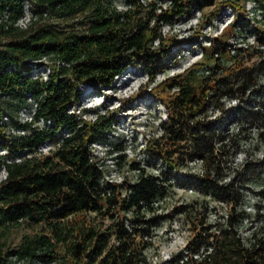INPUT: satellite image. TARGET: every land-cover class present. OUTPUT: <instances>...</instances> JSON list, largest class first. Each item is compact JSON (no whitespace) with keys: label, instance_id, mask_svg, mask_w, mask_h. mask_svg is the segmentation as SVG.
Wrapping results in <instances>:
<instances>
[{"label":"trees","instance_id":"1","mask_svg":"<svg viewBox=\"0 0 264 264\" xmlns=\"http://www.w3.org/2000/svg\"><path fill=\"white\" fill-rule=\"evenodd\" d=\"M216 1L126 0V8H119L114 0H0V148L6 150L0 167L7 172L0 183L1 263L144 264L156 228L186 214L194 233L171 256V264H264V212L244 206L246 190L264 197V188L256 190L249 182L253 166L263 169L264 160L248 159L242 170L231 162L245 145L256 148L264 138V84L257 85L264 59L254 66L237 63L241 72L230 79L228 61L238 60L239 52L228 54L225 31L205 46L206 61L161 81L153 91L167 106V118L161 121L160 136L147 139L146 165L128 158L127 140L116 141L117 119L99 108L92 109L94 119L72 109L81 100L82 83L110 86L130 65L153 80L183 51L177 35H165L162 25L188 19ZM258 2L264 11V0ZM27 7L30 22L19 26ZM86 10L81 28L54 22L35 26L40 19ZM214 52L219 55L213 60ZM45 63L50 67L43 77L35 69ZM224 95H238L240 101L227 108ZM215 107L222 112L211 117ZM24 110L31 113L30 120H21ZM224 113L226 121L220 123ZM253 125L259 128L254 133ZM60 136L58 148L38 152ZM93 142L110 145L107 153L114 163H128L131 170L138 169L136 176L105 180L110 169L101 157L93 159ZM196 158L202 160V173L179 172ZM152 167L159 172H151ZM177 185L194 187L203 198L159 212L155 202ZM211 199L230 205L228 215L221 213L215 223L208 221V210L218 207ZM89 213L110 220L94 224ZM25 220L44 228L7 248L4 228ZM245 222H250L247 235L240 232Z\"/></svg>","mask_w":264,"mask_h":264},{"label":"rangeland","instance_id":"2","mask_svg":"<svg viewBox=\"0 0 264 264\" xmlns=\"http://www.w3.org/2000/svg\"><path fill=\"white\" fill-rule=\"evenodd\" d=\"M115 4L119 8H126V0H114ZM150 1V0H146ZM229 1L232 0H217L211 6H207L203 11H195L194 15L188 19H183L178 24V27L174 28L173 31H167L169 34H176L178 40L181 41L183 49L190 48V51H186L182 56H177L174 64L180 63L182 66L174 69L175 74L181 72L184 67L189 65L206 61L205 55L201 57L198 53L199 46L201 45L198 41L202 42V47H210L207 42L203 40L208 35H216L218 31L216 29H210L208 24L212 21H216V18L220 14L221 10L226 6L230 5L234 7V11L238 18L246 16L247 0H236L235 4H230ZM260 5V4H259ZM246 6V7H245ZM89 10L83 11L76 16L66 15L65 17H50L46 19H40L39 22L35 23L37 26L39 23H58L59 26H65V28L72 27L73 25L77 28L81 26H86V22L81 20H86L85 15L88 14ZM206 14L210 18L206 17ZM43 21V22H42ZM81 21V23L79 22ZM34 26V27H35ZM257 27V26H256ZM258 29L261 33H264V20L258 21ZM162 30V28H161ZM166 31V28L164 29ZM163 31V30H162ZM227 31L226 38L233 35V28L230 26L226 27L223 32H219L220 35ZM164 33V32H163ZM167 33H164L165 35ZM188 48V49H189ZM192 49V50H191ZM206 51V50H205ZM245 66L256 65L261 61L260 55L256 51L244 52L239 55L238 58ZM173 64V65H174ZM50 64L38 65L35 69V73L40 75H45L49 71ZM232 73H230V79H233L237 74L236 72H241L240 68L236 69L235 64H230ZM243 65V66H244ZM176 66V65H175ZM44 77V76H43ZM172 76L168 74H158L155 75L153 80H150L147 72L139 68L138 66L130 65L123 73H121L110 86H100L95 88L90 83H82L79 86V91L81 93V100L76 103L72 109L77 112L81 117H86L87 119H94L96 114L92 109H100L101 113H104L109 118L117 119V125L114 131V137L116 141L127 140V153L128 158L137 157L142 161L143 165L147 164V155L143 153L145 144L148 138L160 136L162 131L161 121L165 118L167 111V106L158 98V95L153 91L157 85ZM259 85V80L257 81ZM93 94H92V93ZM104 107H99L102 104ZM220 108H212L210 110L211 117L220 115ZM227 115V114H226ZM225 114H222L220 118V123L226 121ZM31 113L28 110H24L21 113V120H30ZM13 133H19L13 128H10ZM16 131V132H15ZM251 132L254 133L252 130ZM255 136V134H254ZM250 145H245L247 149ZM107 144H102L97 147V152L100 157L105 161L106 167L113 169L117 167L126 177L134 178V173L128 167V163L116 164L112 160L111 156L107 153ZM254 149L256 151H254ZM251 153H254L253 160L264 159V138L261 143L256 148L249 147ZM5 152V149L0 148V155ZM257 153V155H256ZM178 152L174 155L176 156ZM1 159V158H0ZM156 161V160H154ZM149 166V165H147ZM186 166V165H185ZM238 168L244 169L243 166H237ZM259 166H253L250 171L249 182L252 186L260 187L261 184L264 186V166L263 169L258 168ZM151 172H157L155 167H152ZM187 171V169H186ZM2 172V167H0V177ZM202 199L203 197L196 192L188 193L182 187L175 186L170 190L168 195L169 205L177 202H191L193 199ZM211 205L216 204L213 199H211ZM222 206V205H219ZM171 207V206H170ZM219 209H222L221 207ZM91 218L95 217L93 220L94 224H101L108 222L110 217H103L101 215H96L95 213H89ZM254 215V214H253ZM250 222H245L242 225L241 232H247ZM193 224L191 223L189 217L186 214H179L174 217V219L164 220L162 224L156 228L152 236V245L148 248L147 256L148 259L153 262V264H161L164 260L165 253L169 252L172 256L179 249L185 247V242H187L194 233ZM44 226L42 223L35 224L30 223L25 220L20 223L10 224V226L4 228V238L6 241V247H15L26 234L34 235L37 232L43 230ZM0 264H4L1 263ZM56 264H64L57 260Z\"/></svg>","mask_w":264,"mask_h":264},{"label":"built area","instance_id":"3","mask_svg":"<svg viewBox=\"0 0 264 264\" xmlns=\"http://www.w3.org/2000/svg\"><path fill=\"white\" fill-rule=\"evenodd\" d=\"M247 7H246V16L243 17V21L244 24H242L241 22H238V18L236 16V13L234 11V7L230 6V5H226L220 12V14L218 15V17L216 18V21H212L211 23L208 24V27L210 29H216L218 31V33H216V35H208L205 38H203V40L205 42H207L209 45H213L214 39L218 38L220 36L219 32H223V30L231 25H236L235 26V31L233 33V35L229 38H227V50H228V54L229 55H234L236 53L239 52V54H237V57H239L240 54H243L244 52H252V51H256L258 55H260L261 60L264 59V41H262L260 39L261 34L264 35V33H261V31L258 29V21L259 20H264V11L262 10V8H260L259 6V2L258 0H247ZM197 12H200V10H197ZM6 16V13H5ZM30 16H31V12L28 9V7L26 8L25 14L23 16H21L17 22V24L20 26H27L30 22ZM180 23V21L173 23V25H168V24H164L162 25V30L164 33H167V31H173L174 28L178 27V24ZM257 26V27H256ZM166 28V31L164 30ZM159 40H156L154 42L155 45L158 44ZM201 43L203 41H198ZM199 46V50L198 53L200 54V56L202 57L205 53V49L202 46ZM178 46H175V48L177 49ZM189 48V47H188ZM184 48L183 51L179 54V56H182L183 53H185L186 51H190V48ZM192 50V49H191ZM241 51V52H240ZM213 57L212 59L214 60L215 57H217L219 55V52H214L213 53ZM239 62H241L239 59L238 60H229L228 61V65L229 67L231 66L230 64H235V67H237V63L239 64ZM243 62V61H242ZM240 63L242 65H244L243 63ZM176 65V66H175ZM193 65V64H192ZM182 65L180 63H176L174 65H171L169 67H167L165 70L159 71V73H157L156 75L162 73L164 74H168V76H174L175 72L174 69H176L177 67H181ZM191 66V65H189ZM189 66L184 67L182 69L181 72H184L186 69L189 68ZM245 66V65H244ZM237 67V68H239ZM205 71L209 72V67L205 66ZM178 72V73H181ZM177 73V74H178ZM259 85L260 84H264V72L259 76ZM258 85V84H257ZM222 100V104L227 107V108H231L233 106H236L237 103L240 101V97L238 95H235V97L232 96H228V95H224L221 97ZM73 107V106H72ZM222 110V108L220 109V111ZM225 114V113H224ZM226 115V114H225ZM167 118V113L165 115V118ZM41 123L43 122V119L40 120ZM235 128H238V122L234 123ZM258 126L253 125L251 130H253L254 132L258 131ZM14 130V129H13ZM65 135H69V132L64 133ZM62 137L60 136L59 139L53 143L51 142H47L43 145H41L39 147V153L40 154H47L50 153L51 151H53L54 149L58 148L61 143H62ZM101 145V142H93L91 145V151L93 153V159L97 160V157L100 158V154H98L97 152V147H99ZM6 152V150H5ZM4 152V153H5ZM257 155V153H256ZM254 156V153L249 154L247 152V149L244 147V149H240L239 151H237V153L234 155L233 159H232V166L236 167L237 166H243L244 162L248 159H252ZM264 157V155L262 156ZM18 160H20V158H18ZM264 160V159H262ZM203 164H202V160L201 159H193L191 161L188 162V164L185 167H180L179 172H203ZM187 169V171H186ZM138 169L135 170L133 169L132 172L134 173V176H136ZM157 172H159V170H157ZM180 172V173H181ZM1 177H0V183L1 181H3L6 177H7V172L5 170V168H2V172H1ZM230 177L228 176L226 179H229ZM104 179L110 182H122L126 179V176L117 168H113L110 169L108 172H106ZM264 188V186L261 184L260 187H256L257 189H261ZM182 189H184L186 192L188 193H192V192H196V189L194 187H182ZM246 202L244 204L245 208L247 211H250L252 213L256 212V210H261L264 212V197H262L260 194L256 193L254 190H246ZM168 200V196H165L164 198H162V200H158L156 201V205L158 206V211L159 212H166L168 210H170V208H172V205H169V201ZM180 202V201H179ZM216 204L217 208L214 209H209L208 210V221L209 222H213L215 223L218 220H221L220 214L225 213V215H228V210H229V204L226 203H218L216 201H214ZM258 204L260 205V207L258 206ZM222 205V206H219ZM171 206V207H170ZM222 209H219V208ZM247 221V220H245ZM258 223V221L254 222V225H256ZM251 229H249L247 232H240L243 235H247L248 232H250ZM185 246L187 245V242H185ZM171 258V255L169 252L165 253L164 255V264H171L169 262ZM163 263V262H162ZM161 263V264H162ZM144 264H153V262H151V260H148V262H145Z\"/></svg>","mask_w":264,"mask_h":264}]
</instances>
